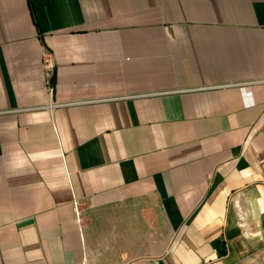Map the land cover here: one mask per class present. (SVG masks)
<instances>
[{
	"label": "crops",
	"instance_id": "obj_1",
	"mask_svg": "<svg viewBox=\"0 0 264 264\" xmlns=\"http://www.w3.org/2000/svg\"><path fill=\"white\" fill-rule=\"evenodd\" d=\"M245 245L264 248V0H0V264Z\"/></svg>",
	"mask_w": 264,
	"mask_h": 264
},
{
	"label": "rangeland",
	"instance_id": "obj_2",
	"mask_svg": "<svg viewBox=\"0 0 264 264\" xmlns=\"http://www.w3.org/2000/svg\"><path fill=\"white\" fill-rule=\"evenodd\" d=\"M240 256H233L228 264H264V248H251V245H245Z\"/></svg>",
	"mask_w": 264,
	"mask_h": 264
},
{
	"label": "built area",
	"instance_id": "obj_3",
	"mask_svg": "<svg viewBox=\"0 0 264 264\" xmlns=\"http://www.w3.org/2000/svg\"><path fill=\"white\" fill-rule=\"evenodd\" d=\"M47 67H49V68L52 67V66H51V61H50V60L47 61Z\"/></svg>",
	"mask_w": 264,
	"mask_h": 264
}]
</instances>
